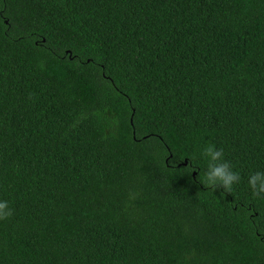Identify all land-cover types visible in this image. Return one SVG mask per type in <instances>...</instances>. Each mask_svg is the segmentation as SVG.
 <instances>
[{
	"label": "trees",
	"instance_id": "trees-1",
	"mask_svg": "<svg viewBox=\"0 0 264 264\" xmlns=\"http://www.w3.org/2000/svg\"><path fill=\"white\" fill-rule=\"evenodd\" d=\"M256 171L264 0H0V264H264Z\"/></svg>",
	"mask_w": 264,
	"mask_h": 264
},
{
	"label": "clouds",
	"instance_id": "clouds-1",
	"mask_svg": "<svg viewBox=\"0 0 264 264\" xmlns=\"http://www.w3.org/2000/svg\"><path fill=\"white\" fill-rule=\"evenodd\" d=\"M200 155L207 162L203 184L213 189L222 187L225 191H231L233 185L239 182L240 176L232 164L224 159L223 151L215 145L207 144ZM248 186L254 198H264V171L253 172L248 178ZM12 215L13 209L9 203L0 201V221L8 220Z\"/></svg>",
	"mask_w": 264,
	"mask_h": 264
}]
</instances>
